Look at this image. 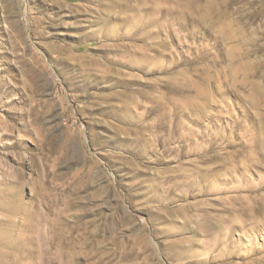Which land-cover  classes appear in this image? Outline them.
Instances as JSON below:
<instances>
[{
  "label": "rangeland",
  "instance_id": "1",
  "mask_svg": "<svg viewBox=\"0 0 264 264\" xmlns=\"http://www.w3.org/2000/svg\"><path fill=\"white\" fill-rule=\"evenodd\" d=\"M104 1L0 0V264H264V0Z\"/></svg>",
  "mask_w": 264,
  "mask_h": 264
},
{
  "label": "bare ground",
  "instance_id": "2",
  "mask_svg": "<svg viewBox=\"0 0 264 264\" xmlns=\"http://www.w3.org/2000/svg\"><path fill=\"white\" fill-rule=\"evenodd\" d=\"M84 1V0H83ZM98 1V0H97ZM99 1H101V0H99ZM136 0H109V1H104L101 5L103 6V8H104V11H105V13L106 14H108L109 13V7L111 6V4H116V5H119L121 8H122V10H124V8L125 9H127V10H132L133 12H138V9L136 8V6H135V2ZM141 1V0H140ZM145 2V1H144ZM66 3V2H65ZM141 3H143V2H141ZM76 4V3H75ZM72 5V4H71ZM83 7V6H82ZM76 9V8H75ZM113 12V11H112ZM124 12V11H123ZM111 13V12H110ZM139 13V12H138ZM104 14V13H103ZM110 16V15H109ZM114 16V15H113ZM115 16L116 17H122L123 19H130V20H132V21H135V22H137L136 20H137V18H139L140 17V15L139 14H133V15H131V16H128V14H126L125 12L124 13H121V12H116L115 13ZM146 17V16H145ZM106 19V18H105ZM113 19V18H112ZM115 19V18H114ZM117 20V19H116ZM120 20V19H119ZM100 21H102V17H99L98 19H97V21L96 22H100ZM108 21V20H107ZM112 21V20H111ZM114 21V20H113ZM131 21V22H132ZM140 21V20H139ZM115 22V21H114ZM108 23V22H107ZM110 23V22H109ZM134 23V22H133ZM113 24V23H112ZM135 26V25H134ZM129 30V29H128ZM98 31V30H97ZM126 32H127V30H126ZM130 33V32H129ZM136 33V32H135ZM100 34V33H99ZM97 38H98V36H97ZM126 108V107H125ZM129 118V117H128ZM125 129V128H124ZM128 129V128H127ZM123 131V130H122ZM124 132H125V130H124ZM137 133V131H132V134H136ZM125 140V139H124ZM130 141V140H129ZM246 149H247V153H249L250 155H252L253 153L252 152H254L255 151V147H254V145H253V147L252 146H249V148L248 147H246Z\"/></svg>",
  "mask_w": 264,
  "mask_h": 264
}]
</instances>
